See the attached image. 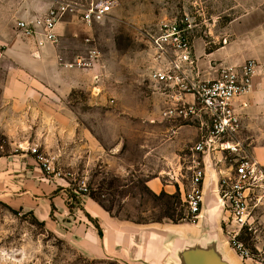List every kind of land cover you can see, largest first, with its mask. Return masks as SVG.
<instances>
[{
	"label": "rangeland",
	"instance_id": "obj_1",
	"mask_svg": "<svg viewBox=\"0 0 264 264\" xmlns=\"http://www.w3.org/2000/svg\"><path fill=\"white\" fill-rule=\"evenodd\" d=\"M30 1L35 0H0V6L7 2L12 11L18 12ZM41 1L52 8L59 2L83 5L96 0ZM113 1L111 14L92 26L66 17L60 44L54 45L62 52L61 69L73 64V69L94 70L77 78L85 85L58 98L44 85L35 83L36 78L29 73L26 110L14 113L26 115L29 125L38 120L43 131H3L9 74L4 70L7 38L0 41V157L25 155L35 161L28 149L40 146L53 161L57 176L45 174L56 179L61 190H66L64 196L70 207H82L85 201H92L114 219L139 226L173 222L171 219L194 224L187 217L184 191L189 188L191 175L186 159L199 140V126L163 117L164 98L151 77L154 65L151 41L163 22L187 16L195 27L196 54L203 44L207 49L217 48L229 24L261 6L264 0ZM12 25L13 33L16 29ZM5 27L7 34V23ZM90 52L98 56L94 65L78 66L76 60L88 59ZM254 123L261 124L262 131H248L243 121L240 134L250 154L251 134L264 141V120ZM177 140L183 146L178 152L181 158L176 166H166L163 153L155 149ZM165 167L169 171L163 177L173 181L177 191L172 195L154 194L147 181L158 177ZM253 221L254 229L242 232L239 241L255 256V261L243 259L226 244L227 250L233 249L240 258L238 264H264V206L254 212ZM227 231L231 230L224 233L229 240ZM0 264L122 263L89 259L33 213L0 202Z\"/></svg>",
	"mask_w": 264,
	"mask_h": 264
},
{
	"label": "crops",
	"instance_id": "obj_2",
	"mask_svg": "<svg viewBox=\"0 0 264 264\" xmlns=\"http://www.w3.org/2000/svg\"><path fill=\"white\" fill-rule=\"evenodd\" d=\"M11 8L7 2L0 6V41L7 38L4 70L9 74L4 95L7 107L3 131H43L38 120L34 121L35 125H29L26 115L14 113L26 110L29 73L36 78L33 80L35 83L44 85L46 90L59 98L85 85L77 78L94 70L61 69L59 61L62 52L59 48L54 45L38 48L34 39L24 38L17 31L18 21L32 22L46 14L51 8L48 3L41 0L26 2L22 6L23 11L18 12ZM12 24L15 25L13 33L16 37L11 30ZM63 25L62 22L57 27L59 37ZM226 31L219 47L207 49L202 42V48L197 54L195 52L199 71L205 80L216 79L222 67L241 66L249 60L264 65V3L231 22ZM223 39L227 40L226 44ZM13 73L16 75L13 76ZM237 105L242 113L244 128L262 131L261 124L254 121L264 120V74L255 79L253 91L239 99ZM250 138L252 156L264 165V141L257 134H251ZM182 147L177 140L166 142L155 150L163 153L166 166H176ZM204 161L205 202L199 220L194 224L163 222L139 226L114 219L92 201H85L82 207H70L64 196L66 190H61L60 183L46 176L33 158L25 155L0 157V202L33 213L47 228L68 239L89 259L116 260L122 264H184L183 252L203 249L215 251L229 264H238L240 258L236 252L233 249L230 253L227 251L226 244H230L224 233L231 227L227 226L225 230L223 221L227 220V216L219 210L214 194L219 173L228 174L229 165L222 161L220 154L206 156ZM168 171L169 168L165 167L158 177L147 181L151 192L172 195L177 191L175 183L163 177V173ZM213 203H216L215 211L211 207Z\"/></svg>",
	"mask_w": 264,
	"mask_h": 264
},
{
	"label": "built area",
	"instance_id": "obj_3",
	"mask_svg": "<svg viewBox=\"0 0 264 264\" xmlns=\"http://www.w3.org/2000/svg\"><path fill=\"white\" fill-rule=\"evenodd\" d=\"M113 6V0H96L83 5L62 2L32 22L18 21L16 29L24 38L34 39L38 48H44L58 44L57 27L66 17L92 26L111 14ZM194 28L187 16L168 20L160 25L151 41L154 51L151 77L164 98L163 117L199 126V140L186 159L191 175L189 188L184 191V206L188 219L197 222L205 202L204 159L220 154L230 170L228 174L219 173L214 194L219 210L227 216L224 226L231 227V231H227L229 244L243 259L255 261V256L239 241V236L254 229L253 214L264 206V165L247 151L245 141L240 138L242 113L237 102L253 91L255 79L264 74V65L249 60L241 66L220 68L216 79H203L195 57ZM222 42L226 44L227 40ZM97 57L95 52H90L88 59L78 58L76 64L90 68ZM67 66L72 68L74 65ZM28 152L44 173L57 176L53 161L40 146H30Z\"/></svg>",
	"mask_w": 264,
	"mask_h": 264
},
{
	"label": "water",
	"instance_id": "obj_4",
	"mask_svg": "<svg viewBox=\"0 0 264 264\" xmlns=\"http://www.w3.org/2000/svg\"><path fill=\"white\" fill-rule=\"evenodd\" d=\"M182 259L184 264H229L213 250H188L183 252Z\"/></svg>",
	"mask_w": 264,
	"mask_h": 264
},
{
	"label": "bare ground",
	"instance_id": "obj_5",
	"mask_svg": "<svg viewBox=\"0 0 264 264\" xmlns=\"http://www.w3.org/2000/svg\"><path fill=\"white\" fill-rule=\"evenodd\" d=\"M211 207L214 208V211H215L216 203H213ZM227 251H228V250H227ZM228 252H229V251H228ZM229 253H230V252H229Z\"/></svg>",
	"mask_w": 264,
	"mask_h": 264
},
{
	"label": "trees",
	"instance_id": "obj_6",
	"mask_svg": "<svg viewBox=\"0 0 264 264\" xmlns=\"http://www.w3.org/2000/svg\"><path fill=\"white\" fill-rule=\"evenodd\" d=\"M169 219H170V217H169ZM180 219H183V218H180ZM172 221H173V223H177V222H175L173 219H171ZM100 235H102L101 233H100Z\"/></svg>",
	"mask_w": 264,
	"mask_h": 264
}]
</instances>
